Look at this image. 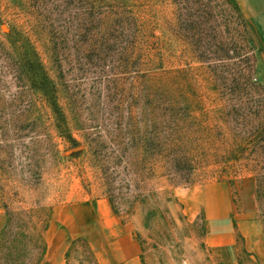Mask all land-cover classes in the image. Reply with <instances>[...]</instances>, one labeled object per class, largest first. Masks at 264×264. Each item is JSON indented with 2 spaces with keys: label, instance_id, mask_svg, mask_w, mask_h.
Here are the masks:
<instances>
[{
  "label": "rangeland",
  "instance_id": "obj_1",
  "mask_svg": "<svg viewBox=\"0 0 264 264\" xmlns=\"http://www.w3.org/2000/svg\"><path fill=\"white\" fill-rule=\"evenodd\" d=\"M157 131L187 141L186 178ZM262 134L264 53L236 0H0V236H28L31 264L84 199L111 202L144 264H222L204 210L255 188L264 235ZM67 264H95L82 240Z\"/></svg>",
  "mask_w": 264,
  "mask_h": 264
},
{
  "label": "crops",
  "instance_id": "obj_2",
  "mask_svg": "<svg viewBox=\"0 0 264 264\" xmlns=\"http://www.w3.org/2000/svg\"><path fill=\"white\" fill-rule=\"evenodd\" d=\"M236 2L247 17L253 41L264 53V0ZM255 197V188L248 192L243 188L240 212L228 194L217 215L209 217L204 206L207 244L222 264H241L239 234L245 239L249 252L264 259V235L257 221ZM197 206L201 211L199 204ZM246 223L252 227V233H244ZM76 239L83 241L95 264H144L143 249L133 229L123 222L107 199L75 201L55 214L46 234L47 252L41 264H67L69 243Z\"/></svg>",
  "mask_w": 264,
  "mask_h": 264
},
{
  "label": "trees",
  "instance_id": "obj_3",
  "mask_svg": "<svg viewBox=\"0 0 264 264\" xmlns=\"http://www.w3.org/2000/svg\"><path fill=\"white\" fill-rule=\"evenodd\" d=\"M261 136L262 137L259 141L264 139V134ZM155 141L158 148V154L161 158L165 153L166 155L168 154L170 158L168 163V168L172 169V173L169 175L170 178H186L183 173V169L191 163L188 155L187 141L180 140V137L178 136H172L171 139L165 140L162 134L158 131L156 133ZM258 148H262L261 153L264 152V145L260 147V142H257L253 149L256 150ZM242 150V153H240L242 155L247 152L246 148ZM233 152L236 153L234 149ZM31 248L32 246L28 236L13 234L10 230L5 231L0 236V264H31L30 256L33 254V252H31Z\"/></svg>",
  "mask_w": 264,
  "mask_h": 264
}]
</instances>
